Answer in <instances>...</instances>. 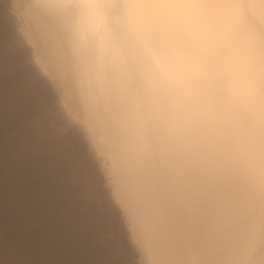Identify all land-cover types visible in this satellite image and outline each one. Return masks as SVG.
Returning <instances> with one entry per match:
<instances>
[{
  "label": "clouds",
  "instance_id": "9594fccd",
  "mask_svg": "<svg viewBox=\"0 0 264 264\" xmlns=\"http://www.w3.org/2000/svg\"><path fill=\"white\" fill-rule=\"evenodd\" d=\"M5 18L130 264H264V0H0Z\"/></svg>",
  "mask_w": 264,
  "mask_h": 264
},
{
  "label": "bare ground",
  "instance_id": "6f19581e",
  "mask_svg": "<svg viewBox=\"0 0 264 264\" xmlns=\"http://www.w3.org/2000/svg\"><path fill=\"white\" fill-rule=\"evenodd\" d=\"M0 23V259L110 264L135 252L92 191L83 149L42 119L41 87ZM113 241L119 245V255Z\"/></svg>",
  "mask_w": 264,
  "mask_h": 264
},
{
  "label": "snow or ice",
  "instance_id": "6c2138e0",
  "mask_svg": "<svg viewBox=\"0 0 264 264\" xmlns=\"http://www.w3.org/2000/svg\"><path fill=\"white\" fill-rule=\"evenodd\" d=\"M8 44H9V47H14L11 31H9V35H8ZM113 243H114V247L116 248L117 255H119V245L116 241H113ZM17 264H30V262L29 261H19L17 262ZM110 264H121V260L115 259L111 261Z\"/></svg>",
  "mask_w": 264,
  "mask_h": 264
}]
</instances>
